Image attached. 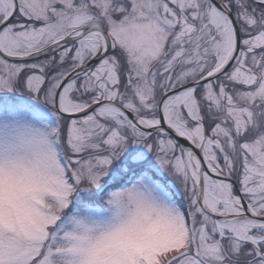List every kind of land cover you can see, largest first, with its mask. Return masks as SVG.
<instances>
[{"label":"snow or ice","instance_id":"snow-or-ice-1","mask_svg":"<svg viewBox=\"0 0 264 264\" xmlns=\"http://www.w3.org/2000/svg\"><path fill=\"white\" fill-rule=\"evenodd\" d=\"M0 264H264V0H0Z\"/></svg>","mask_w":264,"mask_h":264}]
</instances>
